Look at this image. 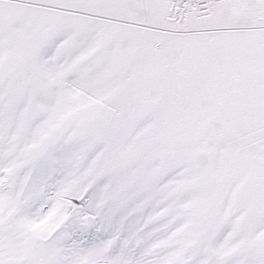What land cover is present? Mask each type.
Masks as SVG:
<instances>
[{"label":"snow or ice","instance_id":"snow-or-ice-1","mask_svg":"<svg viewBox=\"0 0 264 264\" xmlns=\"http://www.w3.org/2000/svg\"><path fill=\"white\" fill-rule=\"evenodd\" d=\"M0 264H264V0H0Z\"/></svg>","mask_w":264,"mask_h":264}]
</instances>
